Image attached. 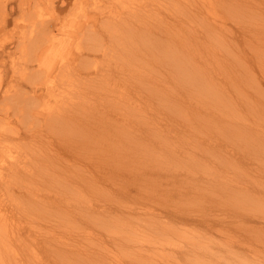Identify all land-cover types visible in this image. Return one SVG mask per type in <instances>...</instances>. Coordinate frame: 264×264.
I'll return each instance as SVG.
<instances>
[{
    "label": "bare ground",
    "instance_id": "6f19581e",
    "mask_svg": "<svg viewBox=\"0 0 264 264\" xmlns=\"http://www.w3.org/2000/svg\"><path fill=\"white\" fill-rule=\"evenodd\" d=\"M23 2L25 3V0ZM59 2L60 6L66 4V0ZM167 2L166 7L173 13L171 20L161 17L160 13L158 17L157 13L153 18V15L148 13L151 11L148 5L145 9L140 7L147 3H141L134 9L130 7V10H125L124 7V14H128L124 18H121L122 13L118 14L113 5V9L112 6L103 9L104 15L109 14L104 17L103 22L109 23L110 42H107L106 37L98 30L91 29L92 32L84 37L85 46L78 47L79 43L76 52L70 48L71 44L67 42L63 44L59 52L66 49L70 55L66 58L67 55L64 57L65 55L61 54V63L58 66L55 67L56 63L53 60V65L40 66L37 70L28 72L31 81L34 80L32 77L36 78L33 83L29 82L31 88L26 90L25 94L21 92L18 97L16 96L25 103L24 108L17 107L15 103L22 114L20 122L26 125L21 128H14L13 125V128H7L9 125L6 126L5 121L0 120V127L3 128L0 129V134H4L0 137V148L3 147L6 154V157L0 154V160H3L0 162V185L6 190L0 196V264H29L28 256H33L38 260V264H53L54 261L40 257L44 256L41 249L46 251L45 254L48 255L46 257L75 259L82 262L81 264H86V261L88 264H95L93 261L95 258L98 260L97 264H112L107 244L105 243V247L100 244L99 250H94L89 241L94 235L92 225H96L102 219L105 228L106 219L111 218L113 207L110 204L108 206L101 198L109 196V188L106 186L109 183L112 192L118 196L115 202L112 198V204L116 209L114 212L122 215L124 211H129L133 215L136 207H142L145 209L143 212L148 215L146 217L136 215L138 221L148 219L159 227L163 219L165 223L163 227L168 232L171 231V234L175 223L197 229L204 228L207 233L217 229V226H220V229L221 225L228 226L226 217L218 216V213L210 214L208 209H205L209 197L220 196L219 182L207 178V182L201 184L200 180L192 178L186 183L187 176L183 177L181 170L175 165L181 158L177 150L184 137L173 128L175 125L169 124L180 121V126H184L186 130L192 127L224 128L217 122L224 121L223 126L228 127L230 124L226 121L227 115L231 116L230 119L233 120L231 124H234L236 115L233 112H237L239 108V99L233 101L235 96L229 90L237 89L239 92L237 82L244 84L245 77L252 79L254 70L247 62L252 61V57L246 55L248 53L246 56H240L224 37L217 32L210 35V31L217 28V25L228 16L235 15L237 11L242 13L253 11L254 5L250 0H246L244 4L240 0H167ZM91 4L93 8L98 7V2L94 0ZM39 5L41 6L40 3ZM75 5L76 3L73 4V15L77 16ZM5 9L7 12V6ZM92 13L97 16L95 12ZM5 16L4 22L9 15ZM40 20L48 21L45 18ZM154 20H159L160 27ZM150 24L152 27L155 26L154 32L144 34L139 30L148 28ZM56 27V30H63L64 24L58 22ZM121 29H123L121 36L124 34V39L113 40L114 35ZM45 33L42 42L45 40L44 43H47L46 41L49 42L53 37V32L49 29ZM37 42L44 44L39 40ZM100 42H103L101 48ZM47 46L51 47V43ZM120 48L126 55V66L131 64L129 62L134 63L130 67L131 78L135 79L133 80L135 84L130 90L137 96L133 103L126 100L125 91H121L129 89L127 81L122 82L124 86L115 84L116 89L109 91L107 88L111 84L103 85L108 77L105 73L99 75V68L96 65L97 76L88 74L82 76L76 71L77 58L97 61L96 53H101L103 60L110 61L120 52ZM91 55L94 56L93 59ZM200 59H206L205 63L212 66L216 64L215 69L209 67L208 72H204L198 66V63H204ZM155 63L161 67L164 64L170 66L169 75L161 77ZM228 66L245 76L241 73L235 74L236 82L235 76L227 70ZM116 67L117 65H109L107 73L113 77H123V72L115 70ZM66 71L73 73L66 75ZM59 76L76 77L81 82L73 80L59 84L57 82ZM100 76L102 77L99 78ZM3 79L4 74L0 67V89ZM40 87L44 90L42 94H38ZM8 88L4 91L5 99L13 96L8 95L10 92ZM86 88H96L98 92L87 96ZM42 95L54 99V103L40 104L33 109L30 106L36 103L33 100ZM159 103L165 111L161 117L169 124L161 123L159 118L154 116L159 109ZM2 106L3 104H0V107ZM5 111H9V108ZM19 111L16 112L18 117ZM248 127L250 126L239 131L248 133ZM28 145L38 148L37 150L32 148L34 151H31ZM46 147L50 148L47 155L45 150L42 152ZM196 158L194 155L189 156V159ZM63 159H72L73 167L62 168L57 161ZM171 163L173 166H170ZM113 166L116 173L112 172ZM71 171L77 173L73 177L69 174L66 177L58 176ZM96 183L95 192L100 196L98 202L83 204L78 201L77 194L84 195L83 187L90 188ZM166 183L170 187H167ZM24 187H27L28 191H24ZM200 189L207 191L203 192ZM181 190L186 191V194L181 193ZM195 193H198L199 197ZM163 198L165 199L162 200ZM7 199H11L6 204L12 203L13 213L1 211ZM197 201H200L201 205H198ZM157 206H162L164 210L156 212ZM47 212H50L51 216L41 214ZM54 212L68 216L71 220L64 230L68 234L65 242H61L65 235L59 238L60 233L56 231L58 226L55 225L57 221ZM38 214L41 215L37 217L35 223V215ZM229 215L241 221L246 219L250 221V218H253H248L246 212L242 210L232 211ZM25 220L30 224L28 231L21 224ZM43 221L50 222L52 228L39 224ZM250 225L252 230H264V226L259 227L253 223ZM42 226L45 231H42ZM104 230L110 235L108 228ZM131 237L128 236V239L134 244ZM34 241L41 249L32 247ZM203 241L186 242L180 251L187 256H201L199 259L202 258V261L208 264L211 260L205 258L201 250L204 247ZM114 242L122 247L129 246L124 240L113 239ZM43 245L48 246L47 250ZM196 260L199 264V260L197 258ZM259 264H264V260Z\"/></svg>",
    "mask_w": 264,
    "mask_h": 264
},
{
    "label": "rangeland",
    "instance_id": "374dc122",
    "mask_svg": "<svg viewBox=\"0 0 264 264\" xmlns=\"http://www.w3.org/2000/svg\"><path fill=\"white\" fill-rule=\"evenodd\" d=\"M23 1L24 0H0V28L2 29H0V67L4 74L0 89V99H2L0 100V104H3V106L0 107V120L2 119V121H5L6 126L9 125L7 128H21L26 125L21 124L22 122H20V119H22V114L19 111L20 108H24L23 106L25 103H22L16 96L18 97L21 92L25 94L26 90L31 88L30 84L34 82L36 77H32L34 80L31 81V79H29L30 76L28 77L29 71L33 72L40 66H46L48 64L53 65L56 63L55 67L58 66L61 63V54H64V57L67 55L66 58L70 55L66 49L64 52H59L63 44L66 42L71 44L70 48L73 52H76L78 47L85 46L86 39H84V37L86 34L92 32L91 29L98 30V32L106 37V41L110 42L108 37L110 29L109 23L108 21L103 22L104 17L109 14L104 15V13H102L103 9H107V7L113 5L118 14L122 13L121 18H124V16H128V14H124V7L126 8L125 10H130V7L134 9L141 3H147L142 4L140 7L145 9L148 5V8L151 9L148 13L152 14L153 18L157 13V17L160 13L161 17H165L167 20L173 18V13L166 7L168 5L167 0H94L98 2L97 8H93L91 4L92 0H66L65 6H60L61 3L59 1L61 0H25V3ZM250 1L253 2L252 5H254L253 11L249 13H246V11L243 13L237 11L235 15L228 16L225 21L217 25V28L210 31V35L217 32L221 37H224L226 42L231 44V48H234V51L240 56L248 53L246 55L252 57V61L248 60L247 62L252 66L254 76L251 77V80L245 77L244 84H238L236 80V75H239L241 72H235L230 66L227 68V70L231 71L232 75L235 76L237 85L240 88L239 92L237 89L235 91L233 89L229 90L235 96V98L232 99L233 101L237 98L239 99V108L237 112H233L234 115H236L234 116V124H231V122H233V120L231 121L230 119L231 116L227 115L228 119L226 121L230 124L228 127L223 126L224 121H221V123L217 122V124L224 128L218 127L210 129L192 127L186 130L184 126H180V121H178V123L174 121L172 124H169L166 119L161 117L162 114H165V111L162 109L160 103L159 109L154 115L156 118H159V121L163 124L175 125L173 128H176L181 135L183 134V142L181 141V146L177 150L181 158L179 161H176L175 165L181 170L183 177L187 176L186 183L192 178H197L200 180L201 184L207 182V178L219 182L221 187L220 196L209 197L206 201L208 204L205 209H208L210 214L218 213V216L226 217L228 226L221 225V229L220 226H217V229L215 228L211 233H207L203 230V227H201L203 229H197L175 223L173 224L174 229L171 234V231L168 232L163 227V224H165L163 219L160 221L159 227L155 226L148 219L138 221L136 215H141L143 217L148 215V213L143 212L145 209L142 207H136L133 215H131L129 211H124L122 215L114 212L116 209L112 204V198H114L115 202L118 196L116 193L112 192L113 189H111L109 183V185H106L107 188H109V196L106 195L105 197L103 196L104 198H101L108 206L110 204L113 207V209L111 208L113 210L111 212V218L106 219L107 224L105 226V228L110 230V235L108 232H105L102 219H100L96 225H92L94 235L89 241L90 244L94 246V250H99L100 244L105 247L106 243L109 254L112 256V264H154L156 262H160V264H198L196 258L199 260V264H205L202 258L199 259L201 256H187L180 251L186 242L188 243L189 241L196 240H204L202 242L204 243V247H202L201 250L204 252V257L211 260L208 264H259L260 261L264 260V230H252L250 225L253 223L259 227L264 226V0ZM240 2L244 4L246 0H240ZM37 3L41 4V6L39 5L41 8ZM74 3H76L75 11L78 13L77 16L73 15ZM4 5L7 6V12L5 11ZM25 6L27 7L26 9ZM113 6L112 9L114 8ZM92 12H95L97 16H94ZM69 13L70 15L68 16ZM5 14L9 15L6 22H4V19H6ZM41 18H45L48 21H41ZM54 20L56 21L53 22ZM57 21L64 24L63 30H56ZM154 22L160 27L161 24L159 20H154ZM151 24L148 28L139 30L143 31L144 34H147L149 31L154 32L155 26L152 27ZM48 28L53 32V37H51L49 42L46 41L47 43H44L45 40L42 42V36L46 34L45 31L49 30ZM122 33L123 29H121L120 32L117 31V35H114L113 40L119 38V40L122 41V39H124V34L121 36ZM210 38L213 39L212 37ZM38 40L44 44H39L37 42ZM50 43L51 47L47 46L48 44L50 45ZM102 45L103 42H100V48ZM98 48L99 47H97V49ZM48 50L51 51L49 52ZM238 50L240 51L238 52ZM57 54L60 56L58 57ZM96 54L97 61L80 60V58H77L75 63L76 71L80 72L82 76L85 74H88V76H95L97 66L99 68V75L105 73V76L108 77V80L103 82V85L111 84V86L107 88L109 91L116 89L115 84L124 86L123 83L127 81V87L129 89H121V91H125V99L133 103V100L137 98V96L134 91L130 90L135 84L133 81L135 79L131 78L132 69L130 67L134 65V63L129 62L131 64H127L126 66V55L122 48H120V52L110 61L103 60L101 53ZM38 55H40V57ZM93 58L94 56L91 55V59ZM205 60L206 59L202 60L204 63H198V66L201 67L204 72H208L209 67L215 69L216 64L213 66L209 65L205 63ZM107 64L117 65L115 70L122 71L123 77H113V75L108 74L109 65ZM155 65L161 77L162 75L165 77V74L169 75L168 70L170 66L164 64L161 67L156 63ZM39 73L40 72H38V74ZM72 73L73 72L69 71L65 72L66 75ZM42 75H45V73ZM241 75L245 76L242 73ZM101 77L102 76L99 78ZM73 80H75V82H81L76 79V77L68 78L67 76H59L57 82L63 84L62 82ZM247 83L250 84L246 85ZM8 86L12 88L9 87V89ZM7 88L8 91L10 90L8 95H13L9 99H5L6 95H4V91L7 90ZM139 89L140 87L138 86V91ZM85 91L87 96H91L93 93L97 94L98 92L96 88H86ZM43 92V87H40L38 94H42ZM35 101V104L32 103L30 105L33 109H36L40 104L45 105L54 103V99H49L45 95H42L38 99L36 97L33 102ZM15 103L17 107L20 106L19 109L16 107ZM7 108H9V111L6 112L5 110ZM1 110H3V113H1ZM18 111L20 117L16 116V112ZM246 126H250L248 127V133L239 131V129H244ZM0 129L3 128L0 127ZM3 135L4 134H0V137ZM170 143L173 144V142ZM32 148L37 150L38 147L28 145V149L34 151ZM44 150L47 152V155L50 148L46 147L42 152H44ZM0 154L6 157L3 147L0 148ZM190 155H194L197 158L189 159ZM172 159L174 160L173 157ZM2 161L0 160V162ZM57 163L60 164L62 168L73 167L72 159L59 160ZM162 166L163 165H160V167ZM170 166H173L172 163ZM111 169L112 172L116 173L114 171V166L111 167ZM76 173L75 171H71L58 176L66 177L69 174L70 177H73ZM96 185L97 183L90 188L83 187V189H85L84 195L77 194L79 198L78 201H81L83 204L98 202L97 199L100 198V196L95 192ZM166 185L170 187L168 183H166ZM24 191H28L27 187H24ZM181 191V193L186 194V191ZM200 191L206 192L207 190L200 189ZM5 192L6 190L4 187L0 185V196ZM198 193L195 194L199 197ZM204 196L206 198L205 194ZM164 199L165 198L162 200ZM10 200L11 199H7L4 201L1 211L13 213V211H11L12 203H10V205L6 204V202ZM197 202L198 205H201L200 201ZM155 209L156 212L164 210L162 206H157ZM235 210H242L246 212L248 218H253H250V221L248 219L241 221L237 218H232L229 214ZM192 213H194V211ZM41 214H45L47 217L51 216L50 212ZM41 214L35 215V223H37V217ZM56 215H60V217ZM54 217L57 221L55 225L58 226L56 231L60 233L59 238L65 235L61 241L65 242L68 234H66L64 230L67 229L71 220L68 216L61 215L57 212H54ZM29 219L30 217L28 220ZM28 220H25L26 223L25 221L21 222L27 231L30 229L29 221L31 219ZM16 222L18 223L19 220H16ZM58 222H60L61 225H59ZM39 224H45L52 228L48 221L39 222ZM42 231H45L43 226ZM52 233L54 232L52 231ZM128 236H132L131 238L134 240V244L129 241ZM206 236L208 238H206ZM113 239L127 241L129 246L122 247L117 245L116 242L113 243ZM32 247H39V249H41L35 241ZM43 247L47 250L48 246L43 245ZM41 251H44V256L40 257L44 260L50 259L54 261L53 264L82 263L77 262L75 259H67L64 257H46L48 256L45 254L46 251L42 249ZM28 260L29 264L39 263L33 256H28ZM93 261L97 264L96 261L98 260L94 258ZM88 263L89 262L86 261V264Z\"/></svg>",
    "mask_w": 264,
    "mask_h": 264
}]
</instances>
